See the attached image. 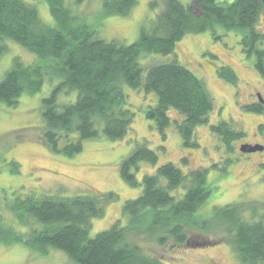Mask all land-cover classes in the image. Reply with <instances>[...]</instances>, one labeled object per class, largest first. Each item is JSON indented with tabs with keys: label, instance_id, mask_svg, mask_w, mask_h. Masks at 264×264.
<instances>
[{
	"label": "trees",
	"instance_id": "trees-1",
	"mask_svg": "<svg viewBox=\"0 0 264 264\" xmlns=\"http://www.w3.org/2000/svg\"><path fill=\"white\" fill-rule=\"evenodd\" d=\"M45 1L55 22L51 26L39 19L37 8L31 3L0 0V58L6 43L11 41L37 57L33 65L13 60L0 80V104L13 106L24 92L34 94L41 89L45 77L56 82L40 101V136L55 154L71 157L80 153L86 141L100 137L118 141L128 134L134 111L123 85L154 97L155 102L146 106L145 118L162 138L172 123L168 112L175 109L181 115V121L174 124L181 146L197 147L196 128L206 125L214 109L207 87L176 58L148 68L142 64L143 56L173 53L175 43L185 35L207 31L219 40L218 29L239 33L240 42L250 55L256 56V69L264 77V50L255 48L260 37L255 26L264 12L262 0H190L189 5L179 0H151V7L162 3V9L153 25L149 29L142 27L139 38L128 45L105 41L96 36L97 29L77 25L62 0ZM135 2L104 0L103 5L109 8L105 14L126 16ZM220 73L228 82H236L227 66L221 67ZM66 93H75V100L59 103L60 95ZM209 129L227 144L242 136L241 131L223 121ZM4 160L0 158V171L7 164ZM157 160L156 152L136 145L120 161L118 172L123 182L132 188L140 186L141 192L122 205V220L94 237L89 236L91 222L104 214L99 193L92 197L18 199L12 211L18 222L32 226L31 232L24 238L0 231V241L21 242L39 250L54 248L75 264H164L162 259L145 255L138 246L126 242L124 233L131 230L145 236L164 234L180 246L190 243L187 230L206 231L214 219L226 224L225 234L233 237L239 264H264V217L245 221L236 208L228 206L214 208L209 215L199 213L213 196L205 170L184 174L177 165L166 162L157 166L154 173L143 175L139 182L135 172L140 164L155 166ZM7 165L11 172H18L16 162L9 161ZM103 197L105 204L118 199L111 192Z\"/></svg>",
	"mask_w": 264,
	"mask_h": 264
},
{
	"label": "rangeland",
	"instance_id": "rangeland-1",
	"mask_svg": "<svg viewBox=\"0 0 264 264\" xmlns=\"http://www.w3.org/2000/svg\"><path fill=\"white\" fill-rule=\"evenodd\" d=\"M24 1L37 8L39 19L44 24L51 26L55 23L45 0ZM135 1L126 16L106 15L109 8L103 5L104 0H62V5L76 18L77 25L86 24L97 29L96 36L105 41L114 40L128 45L139 38L142 27L149 29L153 25L162 9L160 2L158 6L151 7V0ZM179 1L184 5L191 2ZM217 1L222 3L231 0ZM255 29L261 34L257 38L260 42L258 46L264 48V12ZM217 35L220 36L219 40H214L207 31L185 35L175 43L173 53L150 54L142 58V64L146 68L151 64L176 58L207 87L214 101V109L209 114L206 125L196 128L195 148L184 149L181 146L174 125L176 121H181V115L175 109L168 112L172 123L165 129L162 138L154 124L145 118L146 106L155 102L154 97L126 85L122 88L129 100L130 109L134 111L128 134L118 141H109L104 137L86 141L82 144L80 153L71 157L53 153L40 136L43 128L40 101L49 95L56 82L45 77L41 89L34 94L24 92L13 106L0 104V158L5 159L7 164L9 161L16 162L18 167L17 173L11 172L7 164L2 165L0 171V231L24 238L30 234L32 226L18 222L16 213L12 211L11 207L18 199L28 196L35 199L46 196L55 199L71 196L92 197L96 193H99V205L104 209V214L100 218H93L89 236L92 238L98 232L107 230L118 219L122 220V205L125 201L135 199L141 192L140 186L132 188L123 182L118 172L120 161L136 145H145L158 155L155 166L145 162L140 164L135 172L139 182L143 175L154 173L157 166L166 162L177 165L184 174L198 169L205 170L206 181L211 186L213 196L201 206L199 213L209 215L214 208L228 206L236 208L245 221L264 217V168L255 166L264 160V153H256L250 159L243 158L232 146L227 147L228 145L212 135L209 129L210 125L217 124L223 118L226 120L229 115L230 121L236 127L241 126L247 139H250L258 122L256 116L243 113L239 106L233 105L236 98L233 89L216 75L217 67L232 68L236 74L235 88L240 101H245V94L253 89L261 91L264 97V81L256 84L259 76L253 66L254 57H245L239 42V33L218 29ZM14 59L22 65H33L37 57L18 44L7 42L5 53L0 58V80L12 67ZM75 95L61 94L58 102H72ZM262 142L264 144V139ZM110 192L118 199L113 203H102L103 195ZM208 225L207 232L201 229L187 230L190 243L180 246H175L172 237L164 234L145 236L140 232L127 230L124 239L130 245L138 246L145 255L162 259L164 264H239L232 244L233 237L225 234L226 224L213 219ZM0 264L75 263L64 252L54 248L44 247L39 250L29 248L21 242L6 243L2 240Z\"/></svg>",
	"mask_w": 264,
	"mask_h": 264
},
{
	"label": "flooded vegetation",
	"instance_id": "flooded-vegetation-1",
	"mask_svg": "<svg viewBox=\"0 0 264 264\" xmlns=\"http://www.w3.org/2000/svg\"><path fill=\"white\" fill-rule=\"evenodd\" d=\"M261 35V34H260ZM263 37V36H262ZM241 41V37L239 39V42ZM260 42H257L256 45H255V48L256 49H259V50H264V48H259V45ZM240 45H241V48H242V51L245 55V57H250V56H253L254 57V63L256 61V56L254 54L250 55L247 51V48L245 49V47L243 46V44L240 42ZM256 64V63H255ZM253 65L254 66V69L256 71V73L258 74L259 76V79L257 81V85L259 83H261L262 81H264V77H262V73H260L259 70L256 69V65ZM221 67H226V66H220V67H217L216 69V75H218V77H220L221 79H223L225 82L228 83V85L231 86V88L233 89V95H235V99H234V103L233 105L234 106H239L240 107V110L243 112V113H251L253 114L254 116L257 117L258 119V122L255 124V131L253 132V134L251 135V138L250 139H247V134L244 132V130L240 127H236L231 121H230V117L229 115H227V118L226 120L223 118H221L222 120H219V121H223L224 123H230L231 126L235 127L238 129V131H241L242 132V136L239 137V139L237 140H233V141H230L229 144L226 143L225 139H221V142L225 145H228L227 147L229 146H232L233 149H236L237 150V153L238 155H242L243 158H248L250 159L252 155H255L256 153H264V144L262 142V140L264 139V97L263 95L261 94V91L259 90H256V89H253L252 91H248V93L245 94V101H240L238 100V90L235 88V83H231V82H228L227 80L224 79V77L221 75V73L219 74V70ZM228 68H230V66H227ZM230 70H232V68H230ZM233 71V70H232ZM236 75V74H235ZM262 84V83H261ZM250 109H253V110H250ZM223 138V137H222ZM242 141V142H241ZM238 143V146H236V144ZM248 145V146H256V148H262L261 150H255V151H250V152H242L239 147L241 145ZM262 166L264 168V160L261 161V163H256L255 166ZM262 171V170H260ZM264 171V169H263Z\"/></svg>",
	"mask_w": 264,
	"mask_h": 264
},
{
	"label": "water",
	"instance_id": "water-1",
	"mask_svg": "<svg viewBox=\"0 0 264 264\" xmlns=\"http://www.w3.org/2000/svg\"><path fill=\"white\" fill-rule=\"evenodd\" d=\"M262 3H263V7H264V0H262ZM239 149L242 151V152H250V151H255V150H261L262 148H256V146H248V145H241L239 147Z\"/></svg>",
	"mask_w": 264,
	"mask_h": 264
}]
</instances>
